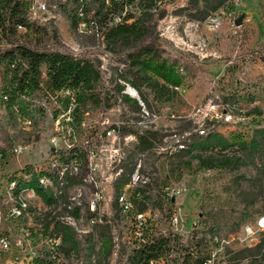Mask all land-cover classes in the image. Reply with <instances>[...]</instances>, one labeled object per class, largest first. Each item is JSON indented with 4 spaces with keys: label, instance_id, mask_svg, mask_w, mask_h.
<instances>
[{
    "label": "rangeland",
    "instance_id": "374dc122",
    "mask_svg": "<svg viewBox=\"0 0 264 264\" xmlns=\"http://www.w3.org/2000/svg\"><path fill=\"white\" fill-rule=\"evenodd\" d=\"M32 1L30 18L57 33L61 46L50 43L53 48L100 60L110 105L72 114L73 105L38 92L26 98L23 111L15 105L11 113L0 99V174L28 164L53 173L61 167L60 152L73 145L90 149L83 181L51 191L80 246H99L88 218L109 225L112 254L99 261L94 251L89 264H125L132 246L130 222L114 202L122 174L131 177L122 192L145 200L159 231L175 233L182 243L201 239L216 264H247L264 254V228L257 225L264 215V0H163L160 44L180 62L183 82L174 100L139 111L114 93L116 56L97 36L71 26L74 1ZM196 1L203 19L191 16ZM129 10L138 13L135 6ZM146 131L152 146L143 150L137 135ZM211 145H226V157L236 159L207 169L196 155H210L214 148L205 147ZM69 165L70 173L78 171ZM67 205L80 207L79 219L65 220Z\"/></svg>",
    "mask_w": 264,
    "mask_h": 264
},
{
    "label": "trees",
    "instance_id": "16d2710c",
    "mask_svg": "<svg viewBox=\"0 0 264 264\" xmlns=\"http://www.w3.org/2000/svg\"><path fill=\"white\" fill-rule=\"evenodd\" d=\"M73 1L75 9L68 13L71 26L77 29L82 24L86 32H90L93 37L97 36L104 43L105 50L117 58L120 67L115 68L114 93L124 103L139 111L142 106L151 109L157 103L169 102L178 96V88L183 82L181 64L176 58L165 55L157 30L158 21L165 15L163 0ZM32 3V0H0L2 102L11 113L14 112L15 105L18 106V111H23L26 98L44 92L64 101L65 108L73 105L72 114L79 110L109 106L110 99L102 85L100 60L53 48L50 43L61 46L57 33L55 29L49 33L45 26L30 18ZM197 3L198 1L191 16L203 19L206 15H198L202 9ZM130 6L137 7V15L129 10ZM262 58L264 60V55ZM126 85L133 88L139 97L123 92ZM65 90L70 93L62 97L57 95ZM238 100L239 98L235 99ZM147 133L150 132L137 135L143 150L152 146V141L145 135ZM205 148L212 149L214 145ZM227 148L226 145H220L210 155L202 157L197 153L196 157L207 169L215 168L223 162L236 159L226 157ZM89 152L90 149L80 145H73L60 152L61 165H66V169L60 180L56 176V183L71 185L82 182L85 174L83 171L88 170ZM69 164L78 171L70 173ZM27 167L28 165L25 166ZM130 180V174H122L115 180L116 205L123 186ZM36 192L45 204L53 203L52 197L42 188L36 187ZM130 200L134 205L133 212L148 213L144 199L132 196ZM168 200L169 203L174 202L172 197ZM67 212L79 218L80 207L73 206ZM121 215L129 221L133 216L132 213L123 212ZM93 225L99 233L96 251L91 244L80 246L70 226L58 224L65 245L64 251H73L75 255L82 251L89 261L95 251L99 261L107 260L114 244L110 227L99 221H95ZM129 229L132 246L128 250L125 264H216L211 260L212 249H206L201 244V239L192 237L182 243L175 233L159 231L152 215L146 218L139 237L134 235L135 229L131 221ZM247 264H264V254L252 258Z\"/></svg>",
    "mask_w": 264,
    "mask_h": 264
},
{
    "label": "built area",
    "instance_id": "2783aa9c",
    "mask_svg": "<svg viewBox=\"0 0 264 264\" xmlns=\"http://www.w3.org/2000/svg\"><path fill=\"white\" fill-rule=\"evenodd\" d=\"M44 6L43 3L39 5L40 8ZM25 166L0 174V264H89L86 256L64 251L65 245L58 229V224H64V219L57 213L55 193L51 191L57 184L56 176L60 180L66 165H61L56 173L35 164ZM36 187L48 193L53 203L45 204ZM118 205L121 212L132 213L133 233L139 237L150 214L133 212V202L124 192L118 196ZM71 208L67 205V211ZM90 208H95L94 201L90 202ZM79 218L67 214L65 220L74 222ZM88 220L91 223L97 221L95 217ZM257 225L264 228V216L257 219Z\"/></svg>",
    "mask_w": 264,
    "mask_h": 264
},
{
    "label": "water",
    "instance_id": "95a60500",
    "mask_svg": "<svg viewBox=\"0 0 264 264\" xmlns=\"http://www.w3.org/2000/svg\"><path fill=\"white\" fill-rule=\"evenodd\" d=\"M236 24H239V21H236ZM133 89V88H132ZM134 90V89H133ZM135 91V90H134ZM136 93V91H135ZM130 95H132L130 92H129ZM133 96V95H132Z\"/></svg>",
    "mask_w": 264,
    "mask_h": 264
},
{
    "label": "bare ground",
    "instance_id": "6f19581e",
    "mask_svg": "<svg viewBox=\"0 0 264 264\" xmlns=\"http://www.w3.org/2000/svg\"><path fill=\"white\" fill-rule=\"evenodd\" d=\"M131 93H132L133 95H135V91H134L133 89H131Z\"/></svg>",
    "mask_w": 264,
    "mask_h": 264
}]
</instances>
